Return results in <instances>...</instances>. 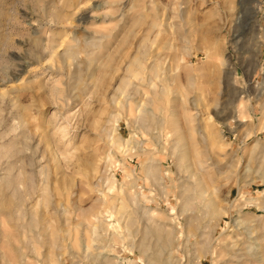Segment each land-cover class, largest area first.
<instances>
[{"label":"rangeland","instance_id":"1","mask_svg":"<svg viewBox=\"0 0 264 264\" xmlns=\"http://www.w3.org/2000/svg\"><path fill=\"white\" fill-rule=\"evenodd\" d=\"M0 186V264H264V0H0Z\"/></svg>","mask_w":264,"mask_h":264},{"label":"bare ground","instance_id":"2","mask_svg":"<svg viewBox=\"0 0 264 264\" xmlns=\"http://www.w3.org/2000/svg\"><path fill=\"white\" fill-rule=\"evenodd\" d=\"M205 54H207V53H205ZM207 57H209V55L207 54L206 55ZM47 83V82H46ZM50 85V84H49ZM56 85V84H55ZM55 87V86H54ZM26 118V117H25ZM28 118V117H27ZM111 144H116V143H114V142H112ZM0 191H1V186H0ZM10 204H5V205H1V207H0V217L1 216H3L5 213L3 212V210L4 209H8V208H10V206H9ZM247 237V236H246ZM223 256V255H222ZM230 261V260H229ZM247 262V261H246Z\"/></svg>","mask_w":264,"mask_h":264}]
</instances>
